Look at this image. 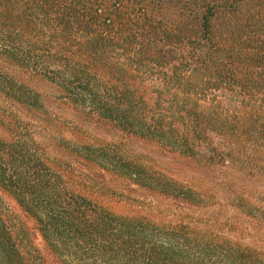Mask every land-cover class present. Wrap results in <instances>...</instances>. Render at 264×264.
I'll return each mask as SVG.
<instances>
[{
	"label": "trees",
	"instance_id": "trees-1",
	"mask_svg": "<svg viewBox=\"0 0 264 264\" xmlns=\"http://www.w3.org/2000/svg\"><path fill=\"white\" fill-rule=\"evenodd\" d=\"M0 264H264V0H0Z\"/></svg>",
	"mask_w": 264,
	"mask_h": 264
},
{
	"label": "rangeland",
	"instance_id": "rangeland-1",
	"mask_svg": "<svg viewBox=\"0 0 264 264\" xmlns=\"http://www.w3.org/2000/svg\"><path fill=\"white\" fill-rule=\"evenodd\" d=\"M92 132H94V134L97 135V138L100 141H102L104 144L116 143L118 141L119 142L121 141V137L117 133L112 132V131L106 132L103 129V130H99V133L96 132V130H92ZM125 143L127 144L126 147L130 151L134 152L137 155L140 154L141 156H146V158L148 160H150L151 163L154 164L155 166H160L161 168H163V166L170 164L168 160L161 158V156H159L153 148H150L149 146H147L146 144H144L141 141L131 139V140H127ZM175 166L172 165L170 168L174 169ZM236 174H239V173H237V172L234 173V176ZM188 175H189V173H188ZM196 176L198 177L199 174H196ZM235 183H236L235 190L241 194L246 193L247 195L250 196L251 193L253 191H255L254 196H253V197H255V199L253 201L249 202L250 206L246 210L242 209V208L237 209V208H234V206H236L235 197H232L230 200V197H229L230 192L226 193L225 196L222 193L224 196L222 202H226L230 206L228 207V205H224V206H221V208H218L220 216L224 217V218L220 217V219L224 220L225 218H228V217H232V219H233V218H235V216H239V215H237V213L241 214L247 218L259 219V191H261V189L259 187V181L252 183V180H249L246 177L241 176V179L236 180ZM215 184H218V183L215 182ZM141 194H145V193L142 192ZM123 202H125V201H123ZM129 204H131V203H129ZM129 204H121V205L118 204V206H115V210L119 213H127V212L131 211L130 207H128ZM133 208H135V207H133ZM144 212H146V211H144ZM249 224H250V221H248L245 225L246 226L248 225V227H250L252 225H256V228H258L259 227V220L256 223L252 222L251 225H249ZM246 226H244V229L248 230V227H246ZM244 233H248V232L244 231ZM252 235H254V234H252Z\"/></svg>",
	"mask_w": 264,
	"mask_h": 264
}]
</instances>
